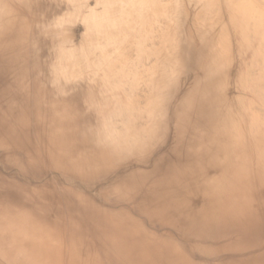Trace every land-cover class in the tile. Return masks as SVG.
<instances>
[{
    "label": "bare ground",
    "instance_id": "bare-ground-1",
    "mask_svg": "<svg viewBox=\"0 0 264 264\" xmlns=\"http://www.w3.org/2000/svg\"><path fill=\"white\" fill-rule=\"evenodd\" d=\"M264 0H0V264H264Z\"/></svg>",
    "mask_w": 264,
    "mask_h": 264
},
{
    "label": "rangeland",
    "instance_id": "rangeland-1",
    "mask_svg": "<svg viewBox=\"0 0 264 264\" xmlns=\"http://www.w3.org/2000/svg\"><path fill=\"white\" fill-rule=\"evenodd\" d=\"M262 249H263V251H264V241H263V248H262Z\"/></svg>",
    "mask_w": 264,
    "mask_h": 264
}]
</instances>
